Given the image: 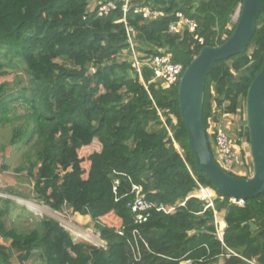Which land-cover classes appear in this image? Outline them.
<instances>
[{"label":"trees","instance_id":"obj_1","mask_svg":"<svg viewBox=\"0 0 264 264\" xmlns=\"http://www.w3.org/2000/svg\"><path fill=\"white\" fill-rule=\"evenodd\" d=\"M91 1L101 0H0V77L22 68L29 81L17 89L0 82V123L24 121L15 129L16 143H32V153L16 170L34 179L35 199L52 210L89 215L107 248L75 240L49 216L28 231L8 227L12 201L0 197V264H12L15 254L18 264L33 257L41 258L39 264H264V193L243 206L232 204L197 170L180 115L179 83H148L150 72L144 71L146 86L126 58L130 43L124 44L128 26L140 53L162 49L187 67L202 47L231 35L243 0H167L157 19H145L133 8L123 19L120 6L99 17L88 12ZM179 11L198 21L203 44L189 31H169ZM263 60L264 1L247 50L218 61L207 78L204 122L213 152L210 120H219L213 102L223 114H243ZM83 149L93 151L88 168ZM250 173L253 169L245 176L231 174ZM198 183L223 199L217 198L214 208L197 198L179 205ZM134 184L147 200L176 204V211H154L136 224L129 207ZM221 209L226 210L222 240L215 223V210ZM109 215L120 221L118 227L102 223Z\"/></svg>","mask_w":264,"mask_h":264},{"label":"built area","instance_id":"obj_2","mask_svg":"<svg viewBox=\"0 0 264 264\" xmlns=\"http://www.w3.org/2000/svg\"><path fill=\"white\" fill-rule=\"evenodd\" d=\"M242 4L243 2L239 3L235 14L233 15V20H235L236 17L239 18ZM119 6L123 11V19H125L127 12L131 8L134 9L136 14H141L145 19H157L164 15V11L161 6L149 3H138L135 2V0H101L98 1L94 9H88V12L95 11L97 16L105 17L110 15ZM198 28V21L195 18L187 16L181 11L176 13V19L169 25L170 32L183 34L184 32L189 31L195 35L194 37L199 43L203 44L204 39L196 34ZM127 33L131 46V52L127 54L126 58L133 64L134 68L139 73L141 80L146 86L147 82L144 78V71L150 72V79L148 83L156 82L168 87L179 83L186 68L183 63L173 62L171 54L165 53L162 49H158V53L152 55L140 53L136 49V42L134 40V32L132 28L127 26ZM225 115L229 116V114ZM230 116H239V120L243 122L242 124L239 123L236 126L237 133L235 138L231 136L230 130L227 129L226 126L222 125V122L218 123L210 120L209 134L214 138V155L222 169L229 173L245 176L253 169L249 136L247 135L248 128L246 125L245 107L243 114L238 113ZM118 183L119 181H116V184ZM198 185V188L191 192L184 201L180 202L179 205H184L186 200L189 198H197L205 202L206 208H214L215 200L220 197L217 191L200 183H198ZM132 192L134 193V198L129 203V207L131 208L134 222L136 224H142L148 221L154 211L173 213L178 207L176 204L171 205L164 202L147 200L140 185L134 184ZM220 198L223 199V196ZM245 201V199L241 198H229L230 203L240 206H243ZM54 211H56L57 214V210ZM58 212L60 213L57 217L55 214L54 219H56L60 225L74 237L75 240L86 242L96 247L107 248V241L102 237L101 232L97 228L80 225L72 219L69 213L61 211ZM216 214L217 210H215L216 234L219 239L222 240L224 229L219 225ZM118 233L124 234V231L120 229ZM135 233L136 231H134V235ZM131 244L135 258L139 259L141 257V252L138 239L134 238L133 241H131ZM190 263L191 260H185L180 264Z\"/></svg>","mask_w":264,"mask_h":264},{"label":"water","instance_id":"obj_3","mask_svg":"<svg viewBox=\"0 0 264 264\" xmlns=\"http://www.w3.org/2000/svg\"><path fill=\"white\" fill-rule=\"evenodd\" d=\"M263 1L243 0L231 35L221 44L202 47L185 68L178 84L180 115L187 130V143L196 168L207 175L218 192L229 198L246 200L264 193V60L248 87L244 101L253 166L251 176L233 175L218 164L204 122L205 86L218 61L247 50L257 28ZM124 44L129 45V40Z\"/></svg>","mask_w":264,"mask_h":264},{"label":"rangeland","instance_id":"obj_4","mask_svg":"<svg viewBox=\"0 0 264 264\" xmlns=\"http://www.w3.org/2000/svg\"><path fill=\"white\" fill-rule=\"evenodd\" d=\"M97 3L98 1H91L89 3L88 9H94ZM236 20H238V17H236L233 22L236 23ZM119 59H123V55L120 56ZM5 81L9 83V86L12 87V89L29 85L28 77L22 68L18 69L13 74L1 76L0 82ZM14 106L18 107L19 112L23 111L20 103L17 102L14 104ZM213 108L214 112L218 113L219 117V120L216 122H222V125L226 126L227 129L230 130L231 136L235 138L237 133L236 126L239 123H243L241 120H239L240 115L230 116L233 114H229V116H227L223 114L222 111L217 108L215 102H213ZM174 119L175 121L177 120L176 117H174ZM211 120H213V118ZM22 123H24L23 120L17 119L7 124L0 123V197L4 199H10L12 201V203L8 205L9 210L5 216L6 225L8 227L14 226L21 231H28L33 228L36 221L41 219L43 216L54 218L56 211L35 199L34 179L32 177H28L27 171L23 170L18 172L16 170L17 167L25 163L24 160L26 159L27 154L32 153V143L30 145L25 144L24 139L16 143L17 139L19 138V133H15V129L18 128ZM177 147L179 151L183 153L182 148L179 145H177ZM80 153L85 157L86 161L84 165L88 168L90 164L88 158L91 153H93V151L91 149H83ZM5 166H7L6 169H4ZM9 190H12L15 193H11ZM29 204H31L34 208H32ZM22 207H26L30 212L26 210V214L25 209ZM65 211H67V213H69V215L74 220L73 215L75 213L68 212V209ZM59 213L60 212L57 211L56 217ZM74 221L85 227L96 228V225L92 219L86 224L79 223L76 220ZM102 223L118 227L120 221L113 215H109L103 219ZM0 240L2 239L0 238ZM40 262L41 258L33 257L27 264H39ZM12 264H18L16 254L12 257Z\"/></svg>","mask_w":264,"mask_h":264},{"label":"crops","instance_id":"obj_5","mask_svg":"<svg viewBox=\"0 0 264 264\" xmlns=\"http://www.w3.org/2000/svg\"><path fill=\"white\" fill-rule=\"evenodd\" d=\"M135 2H138V3L147 2L149 4H154V5H158V6H161V7L166 6V4H167V0H135ZM26 210L29 211L26 208L25 209V213L27 212ZM225 214H226V210H224V209H221V210L217 211V214H216L218 223L223 229L226 228V222H225V219H224L225 218ZM73 218H74V220H76L79 223H85L86 224V223L91 221V217L89 215H81L79 213H75L73 215Z\"/></svg>","mask_w":264,"mask_h":264},{"label":"bare ground","instance_id":"obj_6","mask_svg":"<svg viewBox=\"0 0 264 264\" xmlns=\"http://www.w3.org/2000/svg\"><path fill=\"white\" fill-rule=\"evenodd\" d=\"M31 207H32V205L31 204H29ZM34 208V207H33ZM35 210H37V209H35Z\"/></svg>","mask_w":264,"mask_h":264}]
</instances>
